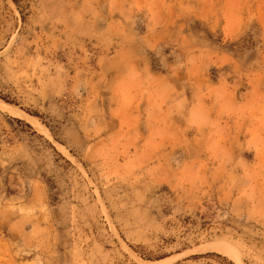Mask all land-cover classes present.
Wrapping results in <instances>:
<instances>
[{
	"label": "rangeland",
	"instance_id": "1",
	"mask_svg": "<svg viewBox=\"0 0 264 264\" xmlns=\"http://www.w3.org/2000/svg\"><path fill=\"white\" fill-rule=\"evenodd\" d=\"M0 264H264V0H0Z\"/></svg>",
	"mask_w": 264,
	"mask_h": 264
},
{
	"label": "bare ground",
	"instance_id": "2",
	"mask_svg": "<svg viewBox=\"0 0 264 264\" xmlns=\"http://www.w3.org/2000/svg\"><path fill=\"white\" fill-rule=\"evenodd\" d=\"M0 107L5 110V111H8V112H11V113H15L13 107L9 104H5V103H0Z\"/></svg>",
	"mask_w": 264,
	"mask_h": 264
}]
</instances>
